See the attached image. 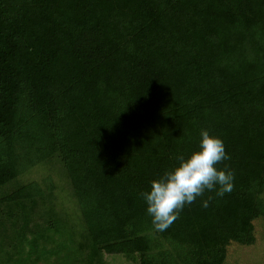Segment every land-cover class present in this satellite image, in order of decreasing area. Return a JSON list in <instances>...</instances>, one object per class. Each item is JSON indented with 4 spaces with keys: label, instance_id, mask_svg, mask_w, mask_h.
Here are the masks:
<instances>
[{
    "label": "trees",
    "instance_id": "1",
    "mask_svg": "<svg viewBox=\"0 0 264 264\" xmlns=\"http://www.w3.org/2000/svg\"><path fill=\"white\" fill-rule=\"evenodd\" d=\"M202 129L223 140L230 159L216 167L234 172V189L206 191L157 231L142 193L198 149ZM50 158L90 264H222L229 243L252 245L264 218V0H0V188ZM39 195L25 184L0 203L32 208ZM152 236L173 256L155 261Z\"/></svg>",
    "mask_w": 264,
    "mask_h": 264
},
{
    "label": "rangeland",
    "instance_id": "2",
    "mask_svg": "<svg viewBox=\"0 0 264 264\" xmlns=\"http://www.w3.org/2000/svg\"><path fill=\"white\" fill-rule=\"evenodd\" d=\"M25 184H35L40 190L32 208L0 203V264H90L79 251L84 226L59 161L50 158L28 167L0 188V198ZM22 217L30 219L25 237L23 233L22 237L19 234L22 232ZM252 225L254 243L250 246L229 243L222 264H264V218L255 219ZM152 238L155 243L150 253L155 261L159 260V252L162 253L161 260L164 253L173 256L175 248L155 236ZM87 249L86 244L84 252ZM91 264L138 262L136 256L103 254Z\"/></svg>",
    "mask_w": 264,
    "mask_h": 264
},
{
    "label": "clouds",
    "instance_id": "3",
    "mask_svg": "<svg viewBox=\"0 0 264 264\" xmlns=\"http://www.w3.org/2000/svg\"><path fill=\"white\" fill-rule=\"evenodd\" d=\"M200 135L198 149L187 157L178 156L177 166L153 180L150 190L142 193L157 231L167 230L179 218L184 206L194 203L206 191H215L217 196L223 197L234 189V172L227 165L223 169L216 167L230 159L223 140L210 135L206 129H202ZM208 203V200L203 201V206L207 207Z\"/></svg>",
    "mask_w": 264,
    "mask_h": 264
}]
</instances>
